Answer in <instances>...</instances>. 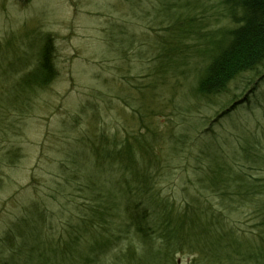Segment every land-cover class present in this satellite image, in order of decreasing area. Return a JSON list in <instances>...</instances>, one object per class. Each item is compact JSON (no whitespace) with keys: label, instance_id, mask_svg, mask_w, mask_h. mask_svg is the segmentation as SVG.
I'll list each match as a JSON object with an SVG mask.
<instances>
[{"label":"rangeland","instance_id":"1","mask_svg":"<svg viewBox=\"0 0 264 264\" xmlns=\"http://www.w3.org/2000/svg\"><path fill=\"white\" fill-rule=\"evenodd\" d=\"M231 27L221 0H0V262L19 259L3 241L34 212L51 244L111 241L121 186L145 204L158 197L184 210L197 198L218 208L201 181L220 168L256 187L226 199L221 215L242 253L264 264V68L217 97L195 94L202 61ZM47 37L56 75L29 86ZM122 151L135 170L151 169L150 194H136L132 168L105 155Z\"/></svg>","mask_w":264,"mask_h":264},{"label":"trees","instance_id":"2","mask_svg":"<svg viewBox=\"0 0 264 264\" xmlns=\"http://www.w3.org/2000/svg\"><path fill=\"white\" fill-rule=\"evenodd\" d=\"M221 5L228 24L233 27L227 31V44L214 56L202 61L205 65L197 75L195 85V94L202 99L217 97L237 77L264 68V0H221ZM162 48L167 53L172 46L166 40ZM52 57V39L47 37L34 69L26 73L25 83L29 86L48 84L56 75ZM157 58L159 64L167 63L161 55ZM109 153L105 154L109 155L108 159L119 162L124 168H132L136 194L151 193L153 176L150 168L135 170L128 164L130 159L127 163L128 157L123 151L114 157ZM215 161L218 162L217 159ZM219 169L212 171L216 180L209 174L211 179L206 176L201 181L202 189L219 199L218 208L197 198L188 201L184 210H174L171 202L158 197L147 198L145 204L133 200L127 189L117 187L118 196L126 200L121 208L122 225L117 224L120 229L111 233V241L95 243L91 240L86 249L73 238L51 244L42 238L43 220L34 212L31 221L29 218L20 220L15 225L16 234L7 235L3 241L5 251L14 253V257L19 249V259L10 255L2 258L0 264H177L176 256L179 254L194 255L189 264H248L247 260L251 259H256L253 263L257 264V257L250 258L242 253L244 245L237 229L221 215L226 199L238 198L245 190L251 194L256 187L250 181H237ZM235 184L244 188L234 187ZM228 207H233L232 201ZM260 219L264 222V215ZM17 235L20 243L24 240V247L16 246Z\"/></svg>","mask_w":264,"mask_h":264}]
</instances>
